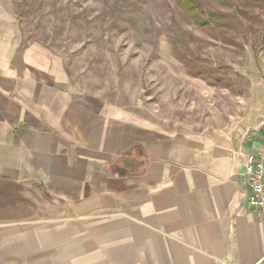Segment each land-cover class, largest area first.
I'll use <instances>...</instances> for the list:
<instances>
[{"label": "crops", "instance_id": "crops-1", "mask_svg": "<svg viewBox=\"0 0 264 264\" xmlns=\"http://www.w3.org/2000/svg\"><path fill=\"white\" fill-rule=\"evenodd\" d=\"M14 30L0 38L5 237L37 264H264L245 167L262 136L201 139L73 92L38 45L14 64Z\"/></svg>", "mask_w": 264, "mask_h": 264}, {"label": "rangeland", "instance_id": "rangeland-1", "mask_svg": "<svg viewBox=\"0 0 264 264\" xmlns=\"http://www.w3.org/2000/svg\"><path fill=\"white\" fill-rule=\"evenodd\" d=\"M13 2L0 0V38L16 39L17 26L21 45L29 43L15 65L21 66L24 50L38 45L50 57L33 58L42 66L59 61L73 92L98 96L170 131L201 139L262 136L264 144V0H203L229 14L233 26L224 39L195 25L173 0H45L46 28L38 30L28 19L26 33ZM35 32L33 41L28 35ZM183 60L231 85L190 74ZM10 228L0 227V264H37L32 249L5 237Z\"/></svg>", "mask_w": 264, "mask_h": 264}, {"label": "trees", "instance_id": "trees-1", "mask_svg": "<svg viewBox=\"0 0 264 264\" xmlns=\"http://www.w3.org/2000/svg\"><path fill=\"white\" fill-rule=\"evenodd\" d=\"M15 6V13L19 25L22 28V32H27V25L25 26V21L29 22H36L40 29L46 28L43 23V13L47 7L45 4V0H13ZM176 5L185 13L187 16L193 21L195 25L199 28L203 29L211 33L217 39H224L227 34V30L232 27V22L230 16L227 12L221 10H213L210 7L208 8L207 5L203 2V0H173ZM219 4H226L230 3V0H216ZM37 17V18H36ZM36 30V31H38ZM37 36V32L30 33L28 37L35 41ZM28 40H25V44L21 45L19 53L21 50L29 45L27 43ZM177 51V50H176ZM176 55L178 58H181L179 53L177 52ZM184 61V60H183ZM191 62V59H190ZM189 60L184 61L188 68V72L194 76H200L207 80L210 84H222L224 86L231 85V80H226L222 75L215 72H206L207 68L202 70L201 68L197 67L196 65L191 67Z\"/></svg>", "mask_w": 264, "mask_h": 264}, {"label": "built area", "instance_id": "built-area-1", "mask_svg": "<svg viewBox=\"0 0 264 264\" xmlns=\"http://www.w3.org/2000/svg\"><path fill=\"white\" fill-rule=\"evenodd\" d=\"M245 167L251 190L248 202L262 214L264 220V144L246 154Z\"/></svg>", "mask_w": 264, "mask_h": 264}]
</instances>
